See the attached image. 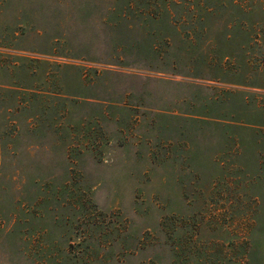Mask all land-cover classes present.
<instances>
[{
    "label": "rangeland",
    "instance_id": "rangeland-1",
    "mask_svg": "<svg viewBox=\"0 0 264 264\" xmlns=\"http://www.w3.org/2000/svg\"><path fill=\"white\" fill-rule=\"evenodd\" d=\"M0 264H264V0H0Z\"/></svg>",
    "mask_w": 264,
    "mask_h": 264
},
{
    "label": "trees",
    "instance_id": "trees-1",
    "mask_svg": "<svg viewBox=\"0 0 264 264\" xmlns=\"http://www.w3.org/2000/svg\"><path fill=\"white\" fill-rule=\"evenodd\" d=\"M180 3H182L181 1H174L173 2V7H177V6H180ZM167 9H168V7H167ZM169 10V9H168ZM171 11V10H170Z\"/></svg>",
    "mask_w": 264,
    "mask_h": 264
}]
</instances>
